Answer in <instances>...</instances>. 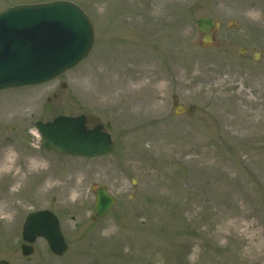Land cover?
<instances>
[{"label": "rangeland", "instance_id": "obj_1", "mask_svg": "<svg viewBox=\"0 0 264 264\" xmlns=\"http://www.w3.org/2000/svg\"><path fill=\"white\" fill-rule=\"evenodd\" d=\"M73 1L94 21L91 54L0 92V254L19 249L25 212L50 208L62 264H264V0ZM204 15L221 24L207 47ZM81 113L108 125L113 154L43 146L36 121ZM99 185L117 203L94 221Z\"/></svg>", "mask_w": 264, "mask_h": 264}, {"label": "water", "instance_id": "obj_2", "mask_svg": "<svg viewBox=\"0 0 264 264\" xmlns=\"http://www.w3.org/2000/svg\"><path fill=\"white\" fill-rule=\"evenodd\" d=\"M203 41L213 39L216 26L212 17L198 20ZM92 20L77 4L55 0L10 7L0 13V91L42 83L77 66L95 43ZM86 115L59 116L51 122H37L44 145L59 153L95 157L110 154L115 145L99 123L87 129ZM94 121L95 117L91 116ZM115 198L103 186L96 190L95 218L105 216ZM37 235L48 238L53 251L62 253L67 245L53 212L41 210L28 215L24 237L33 241ZM24 251L27 247H23Z\"/></svg>", "mask_w": 264, "mask_h": 264}, {"label": "flooded vegetation", "instance_id": "obj_3", "mask_svg": "<svg viewBox=\"0 0 264 264\" xmlns=\"http://www.w3.org/2000/svg\"><path fill=\"white\" fill-rule=\"evenodd\" d=\"M89 124L93 126L92 123ZM64 254L60 256L51 251H39L34 245V250L29 255H25L22 250L17 248L13 252L8 253L7 251L6 254H0V264H60L58 261L62 264L61 259Z\"/></svg>", "mask_w": 264, "mask_h": 264}, {"label": "bare ground", "instance_id": "obj_4", "mask_svg": "<svg viewBox=\"0 0 264 264\" xmlns=\"http://www.w3.org/2000/svg\"><path fill=\"white\" fill-rule=\"evenodd\" d=\"M13 162H15V160H13L12 162H9V163L12 164Z\"/></svg>", "mask_w": 264, "mask_h": 264}]
</instances>
